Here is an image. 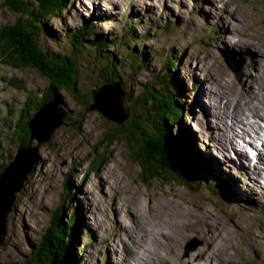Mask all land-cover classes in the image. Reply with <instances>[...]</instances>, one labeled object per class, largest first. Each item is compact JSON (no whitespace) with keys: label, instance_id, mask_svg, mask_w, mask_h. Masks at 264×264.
Returning <instances> with one entry per match:
<instances>
[{"label":"rangeland","instance_id":"obj_1","mask_svg":"<svg viewBox=\"0 0 264 264\" xmlns=\"http://www.w3.org/2000/svg\"><path fill=\"white\" fill-rule=\"evenodd\" d=\"M3 3L0 0V24L12 19ZM211 3L80 0L65 14L66 27L51 18L56 20L52 28L61 35L90 17L99 23L94 34H102V60L95 59L94 50L80 53L77 83L92 104V90L102 86V113L76 107L64 94L68 119L48 142L33 140L37 166L9 213L0 264H25L28 240L39 239L69 185L78 189V204L73 206L79 207L83 225V253H76L83 264H264V173L253 166L262 181L254 180L253 173L248 177L244 172L249 169L241 166V155L231 148L225 154V142L234 144L229 133L247 131L238 128L223 135L232 122L220 116V88L246 94L264 83V0ZM113 39H120V45ZM115 74L119 77L113 80ZM148 83L161 91L157 102L166 99L167 113L180 111L181 120L167 133L196 167L195 174L181 178L166 167L149 171L140 162L136 139L130 141L122 133L132 108L136 112L139 103L152 97L146 92ZM46 85L37 71L0 61V140L12 139L6 119L13 124L18 120L26 92L40 95ZM116 106L128 113L120 122L108 114ZM241 118L246 123L249 116ZM153 125L146 127L161 131ZM259 138L264 155V135ZM9 141L8 155L1 158L3 173L23 147ZM249 155L251 164L259 162L254 153Z\"/></svg>","mask_w":264,"mask_h":264},{"label":"trees","instance_id":"obj_2","mask_svg":"<svg viewBox=\"0 0 264 264\" xmlns=\"http://www.w3.org/2000/svg\"><path fill=\"white\" fill-rule=\"evenodd\" d=\"M3 5L10 11L12 19L0 24V61L18 68L35 70L47 80V85L40 95H35L34 91L26 92L25 104L21 108L20 117L14 124L9 118L6 119L9 122H6L5 127L13 129L12 139L10 136L7 138L19 148L20 145H29L30 121L47 101L57 102L64 114V120L68 119L69 115V112L65 111L62 106L65 104L64 94L71 97L76 107L80 105H85L86 108L91 107L92 101L89 95L81 94L77 83V78L81 73L77 56L86 50H94L95 59L102 60V34L96 36L94 34L98 22L88 21L71 31L65 28V35L57 33L52 28L56 20L51 18L58 19L61 22L59 24L66 27L63 22H65V14L71 8L70 0H4ZM131 35L133 36L132 33ZM86 36H95V38L88 41ZM46 39L52 43L49 48L46 46ZM113 41L115 45H120V39H113ZM60 46L64 48L56 51L55 47ZM116 74L113 80L119 77ZM144 85L149 88L146 90L147 95L152 97H147L144 103H139L136 112L132 108L133 113L130 119L121 125L122 133L129 135L130 141L132 138L136 139L141 148L140 162L149 171L154 172L160 167H166L169 170L168 173L173 175L176 173L181 178L188 177L190 173L195 174L196 167L189 162L185 153L178 152L181 149L175 147L176 142L174 143L169 134L174 123L181 120L180 111L172 115L170 112L167 113L166 99L157 102L162 98L161 91L154 89L151 83ZM149 99L154 100L152 104L149 103ZM8 112L10 115L11 109ZM149 123H155L154 128H160L161 131H150L146 127ZM7 138L0 140V178L5 168L1 158L8 155V150L5 149ZM34 170L31 172L33 173ZM152 175L155 177L157 173ZM66 189L65 199L60 207L53 211L48 226L39 239L36 242L28 240L30 249L25 255V264H83L76 253L81 246L79 235L83 228L80 214L77 212L79 207L73 206L74 202L78 204L75 197L78 189L73 190L70 185ZM4 243L5 241H0V246Z\"/></svg>","mask_w":264,"mask_h":264},{"label":"water","instance_id":"obj_3","mask_svg":"<svg viewBox=\"0 0 264 264\" xmlns=\"http://www.w3.org/2000/svg\"><path fill=\"white\" fill-rule=\"evenodd\" d=\"M92 93L94 103L91 104V107L99 109L102 113V86L95 87ZM117 108L114 111L109 109V113H107L119 121L128 113L124 114L123 112L122 114V109L120 107ZM106 109L107 107L104 110ZM64 123V114L58 108L55 100L44 103L33 120L30 121L31 139L29 145L23 146L18 150L16 157L10 161V166L5 169L0 178V240L2 239L1 235L6 233V221L14 207L18 192L24 187L29 173L37 163L38 145H34L33 140L36 141L37 138L40 143L48 142L56 128Z\"/></svg>","mask_w":264,"mask_h":264},{"label":"bare ground","instance_id":"obj_4","mask_svg":"<svg viewBox=\"0 0 264 264\" xmlns=\"http://www.w3.org/2000/svg\"><path fill=\"white\" fill-rule=\"evenodd\" d=\"M117 1V0H116ZM120 1V0H119ZM212 0H209V3L213 5ZM256 89L250 87L248 88V91L246 94H242L240 92H235L234 89H230L229 91L224 90L223 88H220V93L223 95L224 100L221 104V118L227 117L229 121L232 122L230 125H227L226 131H224L222 134H227V130L233 131L240 128L243 131H247L244 135H235L233 133H229L232 139V142H229L228 140L224 144V151L225 154H227L228 151H230V148L233 149L235 152H237L239 155H241V159L243 160V164L241 166H245V168L249 170H244L246 175L251 176V173H253L255 177L254 180H259L260 176H256L258 173L255 170V167L258 166L260 169L264 171V155L260 154V148L263 145L262 141L259 138V134L264 135V83H257ZM228 88V87H227ZM226 88V89H227ZM235 88V87H234ZM227 107V108H226ZM241 115H247L249 116L248 121L244 123L242 121ZM120 122V121H117ZM218 129H222V126L217 122ZM232 127V129H231ZM248 140L243 139L239 141L238 137L242 138L245 136ZM255 139H257V144ZM239 141V143H238ZM237 142V143H236ZM250 152L254 153V156L259 161L258 164H251L250 163ZM249 153V154H248ZM226 156V155H225ZM221 163V162H220ZM259 169V171H261ZM261 171V172H263ZM264 173V172H263ZM262 183H264L262 181ZM264 186V184H263ZM253 187V184H252ZM252 193V196L254 193ZM157 209V208H154Z\"/></svg>","mask_w":264,"mask_h":264}]
</instances>
